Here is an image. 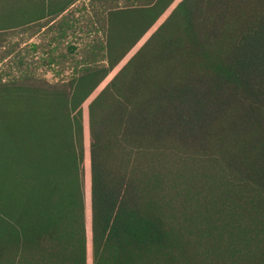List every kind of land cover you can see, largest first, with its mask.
<instances>
[{
  "label": "trees",
  "instance_id": "obj_1",
  "mask_svg": "<svg viewBox=\"0 0 264 264\" xmlns=\"http://www.w3.org/2000/svg\"><path fill=\"white\" fill-rule=\"evenodd\" d=\"M75 1L0 0V264H264V0Z\"/></svg>",
  "mask_w": 264,
  "mask_h": 264
},
{
  "label": "rangeland",
  "instance_id": "obj_2",
  "mask_svg": "<svg viewBox=\"0 0 264 264\" xmlns=\"http://www.w3.org/2000/svg\"><path fill=\"white\" fill-rule=\"evenodd\" d=\"M71 9V21L73 26L72 34H69L64 42L61 44L62 50H64L67 44L77 45V47L83 43H86L91 38L92 26L94 24L93 18H89L87 0H76L73 3ZM41 36H36L28 39V42L38 41ZM37 72H42L44 77L49 81H54L56 78L65 76L69 72L68 67H38L36 68Z\"/></svg>",
  "mask_w": 264,
  "mask_h": 264
}]
</instances>
